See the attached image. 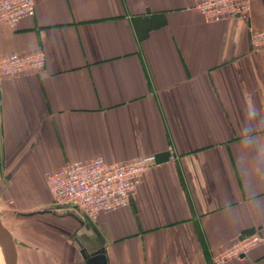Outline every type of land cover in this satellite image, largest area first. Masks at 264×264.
<instances>
[{
  "label": "crops",
  "instance_id": "1",
  "mask_svg": "<svg viewBox=\"0 0 264 264\" xmlns=\"http://www.w3.org/2000/svg\"><path fill=\"white\" fill-rule=\"evenodd\" d=\"M199 1L35 0L15 29L0 22V59L46 57L0 74V209L18 264H212L264 232V220L224 215L241 199L237 125L246 105L264 108V51L250 44L264 0L217 23ZM148 155L157 163L127 207L91 222L51 204L50 171ZM227 264H264V247Z\"/></svg>",
  "mask_w": 264,
  "mask_h": 264
},
{
  "label": "built area",
  "instance_id": "2",
  "mask_svg": "<svg viewBox=\"0 0 264 264\" xmlns=\"http://www.w3.org/2000/svg\"><path fill=\"white\" fill-rule=\"evenodd\" d=\"M35 0H0V22L15 29L24 18L36 14ZM254 0H201L193 7L209 23H217L232 16L243 21L252 13ZM254 52L264 51V29L250 32ZM41 51L32 54L13 53L0 59V74L16 77L28 70H41L46 57ZM174 159V156H172ZM157 157L148 155L127 163H108L102 157L89 162H76L46 174L47 188L54 206H72L91 222L102 213H109L129 205L144 173L156 165ZM258 247H264V232L242 234L215 253L212 264H227L242 260Z\"/></svg>",
  "mask_w": 264,
  "mask_h": 264
},
{
  "label": "clouds",
  "instance_id": "3",
  "mask_svg": "<svg viewBox=\"0 0 264 264\" xmlns=\"http://www.w3.org/2000/svg\"><path fill=\"white\" fill-rule=\"evenodd\" d=\"M237 136L241 199L237 204L227 201L224 215L228 220L242 215L264 220V108L255 104L245 106Z\"/></svg>",
  "mask_w": 264,
  "mask_h": 264
},
{
  "label": "water",
  "instance_id": "4",
  "mask_svg": "<svg viewBox=\"0 0 264 264\" xmlns=\"http://www.w3.org/2000/svg\"><path fill=\"white\" fill-rule=\"evenodd\" d=\"M47 211H39L37 213H29L26 214L28 216H32L34 214L42 215ZM0 243L4 250V256H6V264H18V250H17V242L13 237V234L9 229L5 227V225L0 220Z\"/></svg>",
  "mask_w": 264,
  "mask_h": 264
},
{
  "label": "bare ground",
  "instance_id": "5",
  "mask_svg": "<svg viewBox=\"0 0 264 264\" xmlns=\"http://www.w3.org/2000/svg\"><path fill=\"white\" fill-rule=\"evenodd\" d=\"M4 250L0 243V264H6V256H4Z\"/></svg>",
  "mask_w": 264,
  "mask_h": 264
},
{
  "label": "rangeland",
  "instance_id": "6",
  "mask_svg": "<svg viewBox=\"0 0 264 264\" xmlns=\"http://www.w3.org/2000/svg\"><path fill=\"white\" fill-rule=\"evenodd\" d=\"M53 205V203H51ZM3 212V215H0V220L2 221L3 224H5V205L2 209H0V212ZM14 237V236H13Z\"/></svg>",
  "mask_w": 264,
  "mask_h": 264
}]
</instances>
